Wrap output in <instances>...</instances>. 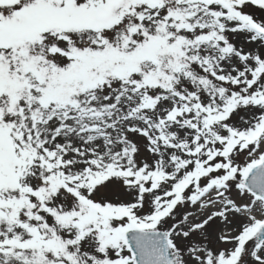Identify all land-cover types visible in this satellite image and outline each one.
Here are the masks:
<instances>
[{"label":"snow or ice","instance_id":"snow-or-ice-1","mask_svg":"<svg viewBox=\"0 0 264 264\" xmlns=\"http://www.w3.org/2000/svg\"><path fill=\"white\" fill-rule=\"evenodd\" d=\"M264 0H0V264H264Z\"/></svg>","mask_w":264,"mask_h":264},{"label":"rangeland","instance_id":"rangeland-1","mask_svg":"<svg viewBox=\"0 0 264 264\" xmlns=\"http://www.w3.org/2000/svg\"><path fill=\"white\" fill-rule=\"evenodd\" d=\"M247 12L251 13L254 17L262 18L264 17V10H260L257 7L249 6L246 9Z\"/></svg>","mask_w":264,"mask_h":264}]
</instances>
